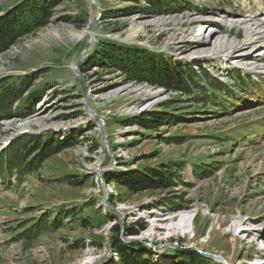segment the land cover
Returning a JSON list of instances; mask_svg holds the SVG:
<instances>
[{
  "label": "rangeland",
  "instance_id": "374dc122",
  "mask_svg": "<svg viewBox=\"0 0 264 264\" xmlns=\"http://www.w3.org/2000/svg\"><path fill=\"white\" fill-rule=\"evenodd\" d=\"M18 1L0 0V14ZM96 1L101 15L92 27L95 36L76 70L96 12L88 0H64L45 26L0 54V77L44 69L30 92L48 85L35 100L24 93L11 117L0 116V152L22 133L81 130L78 144L47 158L20 181L14 172L9 182L0 179V264H121L114 248L117 237L123 243L139 242L136 252L162 263L175 261L169 253L184 247L201 251L213 260L209 264H264V75L259 84L246 86L247 93L239 88L237 93L220 92L215 100L198 97L208 84L209 69L226 79L233 60L264 63L256 60L264 42L244 43L245 26L264 28V21L216 22L214 15L225 8L236 14L237 0H168L172 5L166 13L114 18H103L104 10L130 2ZM248 4L264 10V0H246L242 7ZM99 39L136 44L185 61L197 72L202 90L188 96L84 68L83 59ZM231 76L240 78V72ZM87 97L97 117L88 109ZM22 105L29 109L23 116L18 112ZM143 109L175 115L151 128L122 123ZM162 165L175 168L176 177L169 188L152 192L131 193L103 178L108 171ZM65 174L85 176L84 183L62 182ZM91 201L94 206H85ZM173 203L184 204L183 209L170 208ZM44 212L50 219L62 212V225L31 241L13 237L17 225ZM183 215L187 231L167 228L178 225ZM126 228L138 233L123 236Z\"/></svg>",
  "mask_w": 264,
  "mask_h": 264
},
{
  "label": "trees",
  "instance_id": "16d2710c",
  "mask_svg": "<svg viewBox=\"0 0 264 264\" xmlns=\"http://www.w3.org/2000/svg\"><path fill=\"white\" fill-rule=\"evenodd\" d=\"M64 0H19L7 10L0 14V54L9 49L22 37L35 32L45 26L53 15L57 6ZM129 5L105 9L103 18H114L133 13H143L155 16L170 8L171 1L168 0H127ZM84 68H96V72L104 71L118 73L123 81L149 84L163 87L168 91L182 92L192 96L194 91L200 87L197 80V72L187 62L171 58L164 53H158L136 44H127L111 39H99L89 54L83 59ZM46 70L37 69L22 75H5L0 77V116L11 117L14 103L25 93H31L32 100L40 97L46 90L47 84L30 92L34 82ZM207 75V73H206ZM208 82L201 97L202 101L207 98H216L217 93L225 89V85L208 75ZM202 90V88H201ZM220 93V92H219ZM197 99V98H196ZM167 106L169 103H163ZM26 105V104H25ZM25 105L19 109L20 115H26L29 110ZM169 106V105H168ZM175 114L165 109H146L122 120V123L138 125L143 128L155 127L164 120L172 119ZM89 127L91 125L89 124ZM81 130L74 129L66 135L55 134L51 130L40 133H22L13 138L10 143L0 152V176L4 182L10 181L9 175L14 172L17 181L25 173H29L40 167V165L52 155L70 148L80 142ZM178 137V136H177ZM94 142L93 148H96ZM198 168L200 165H197ZM165 166L153 167L143 166L125 171L104 172L103 178L107 182L117 183L131 193L152 192L157 189L169 188L176 177L175 168L167 170ZM84 178L74 174H65L61 177L62 182L72 185H81ZM95 202L85 206H94ZM184 204L173 203L172 209H183ZM44 212L31 221L25 220L13 229V237H22L24 241L35 239L43 230L59 228L62 225V212H57L53 218ZM104 219V217H102ZM98 216V219H102ZM142 225V223H141ZM137 229L126 228L123 236L136 235ZM28 244V243H24ZM115 252L118 254L121 264H209L211 258L200 253L195 248L179 247L172 250L170 255L175 261L171 263L159 262L144 257L142 253L136 252L140 243H123L118 237L114 241ZM129 248L133 251H129Z\"/></svg>",
  "mask_w": 264,
  "mask_h": 264
},
{
  "label": "bare ground",
  "instance_id": "6f19581e",
  "mask_svg": "<svg viewBox=\"0 0 264 264\" xmlns=\"http://www.w3.org/2000/svg\"><path fill=\"white\" fill-rule=\"evenodd\" d=\"M244 29H245L244 30L245 31V41H244V43H254V44H257L258 42H261V41L264 42V28H259V27L257 28V27L245 26ZM213 34H214V32L210 31L208 35L210 37H212ZM79 36H81V35H78L76 37H79ZM220 42L221 41H219L216 44V48L220 47ZM238 46L231 47V49L232 48H237ZM220 50L219 49L215 50V53H218ZM200 54H202V53H200ZM249 57H251V56H249ZM249 57L246 56V58H249ZM224 58H226V57H224ZM258 59H259V61H260V59L261 60L264 59V49H263V53L261 54L260 58L259 57L256 58V60H258ZM222 60H223V58H222ZM225 61L226 62H230V60H227V59ZM244 61H246L247 66H251L253 69H255V70L259 71V72H263L264 73V63L263 62H260V63H257L255 65H253V63H255V62H252V61H250L248 59L247 60H244ZM244 61H239V63L245 64ZM186 223H187V217H185L183 215V217L179 220V224L178 225H174L172 227H168L167 226V228H169V229L172 230V229H175V228H178V227L180 228L181 227V228H183V231H185L187 229V227H188V225ZM260 252H262L261 255L264 254V247H261Z\"/></svg>",
  "mask_w": 264,
  "mask_h": 264
},
{
  "label": "water",
  "instance_id": "95a60500",
  "mask_svg": "<svg viewBox=\"0 0 264 264\" xmlns=\"http://www.w3.org/2000/svg\"><path fill=\"white\" fill-rule=\"evenodd\" d=\"M88 1H89V3L92 6H94L96 12L93 15V17L89 20V23H88V26H87V33H86L87 36H88V40L86 42L85 47L83 48V50L80 52L79 56L76 59V63L74 65V70L77 69V66H78L80 60L82 59V57L84 56V54L90 48L91 41L93 40V38L95 36V33L92 31V27H93V24H94L95 20H97L99 18V16L101 15V8H100L98 2L96 0H88ZM75 73L77 74V72H75ZM87 106H88V109L93 113V115L97 117L96 113L91 109V107L88 104V97H87ZM99 119L101 121V127H102V129H101V135H102V138L105 139V132H104V128H103L104 123H103V120L101 118H99ZM220 260H222L223 262L228 263L224 258H220Z\"/></svg>",
  "mask_w": 264,
  "mask_h": 264
}]
</instances>
